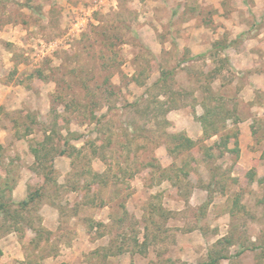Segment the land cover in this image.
Listing matches in <instances>:
<instances>
[{
    "label": "rangeland",
    "instance_id": "rangeland-1",
    "mask_svg": "<svg viewBox=\"0 0 264 264\" xmlns=\"http://www.w3.org/2000/svg\"><path fill=\"white\" fill-rule=\"evenodd\" d=\"M18 19L0 35V195L31 182L16 202H34L0 216V264H264V0H0V32ZM191 109L213 111L208 135L170 153Z\"/></svg>",
    "mask_w": 264,
    "mask_h": 264
},
{
    "label": "trees",
    "instance_id": "trees-1",
    "mask_svg": "<svg viewBox=\"0 0 264 264\" xmlns=\"http://www.w3.org/2000/svg\"><path fill=\"white\" fill-rule=\"evenodd\" d=\"M38 73H39L38 74L39 76H43V73L41 71H39ZM30 78L34 79V78H36V75H30ZM164 78L165 79L167 78L166 74H164ZM164 92H166V91H164ZM171 110H172V108H169L166 112L168 113ZM204 112L205 113L203 115L197 117V120L201 123L204 134L208 135L210 125L213 123V122H211L209 116H210V113H212L213 111L212 110L209 111V109H205ZM191 113L195 114V111H193L191 109ZM167 124L169 125V123H167ZM170 130H172V129H170ZM170 132L171 131H169V133H167V134H170L171 138H174L175 141H178V144L175 147H173V149H171L170 153H178V154L180 153L181 154V153H183L182 151L184 149L192 151L196 148V146H197L196 142L191 140L186 134L185 135L182 133H178V134L172 133L171 134ZM218 134H219V131L216 130L213 135H218ZM29 135H32L30 130H29V133L27 131V134L25 136L18 137V135H17V138L18 139H22V138L24 139V137L27 138ZM162 140H163L162 141L163 144H165L167 146L169 145L167 138L162 139ZM62 142L64 143V146H67V147L70 146L69 140L67 138L66 139L62 138ZM222 146L226 148L227 153H239L240 152V149L238 147H235V149H229L228 140H226L224 143H222ZM0 147H1V145H0ZM42 148H44V145H42ZM71 149L73 151H76V149H74V148H71ZM31 151H32L33 155L35 156L36 161H39L40 160L39 152L41 150L36 148V149H32ZM72 154H73L72 152L69 153L67 149L66 150L64 149L61 152H59L58 156H68V157L71 156L72 157ZM210 157H212V155H210ZM100 176L101 175L99 173H94L93 179L95 178L96 180H98L100 178ZM45 180H47V178H45ZM9 191H10V197H9L8 201H5V199L3 197H1V195H0V216L3 213H5L8 217L15 219L17 216L20 217V213L22 211H25L26 209H28L31 206V204H33L34 198L30 197V195H29L28 196L29 198L27 200H23L21 202H16L12 197L13 188L10 189ZM13 208H15L17 211H13ZM147 239H148V237L145 235V242L143 244H140L139 241L137 239H135V245L138 246V249H135L134 254H137V253L144 254L145 253L147 243H148ZM101 251H105L104 255L106 257L109 256L108 252L105 249H102ZM101 251H99V253H101ZM2 254H3V252L0 249V258L2 257ZM209 258H210V261L207 264H220L222 261L229 259L227 257V255H221L219 253V251H216V252H214V254H211Z\"/></svg>",
    "mask_w": 264,
    "mask_h": 264
},
{
    "label": "crops",
    "instance_id": "crops-1",
    "mask_svg": "<svg viewBox=\"0 0 264 264\" xmlns=\"http://www.w3.org/2000/svg\"><path fill=\"white\" fill-rule=\"evenodd\" d=\"M23 23L21 22V20L20 19H18V21L16 22V23H13V24H11V25H9V26H7V27H4L3 29L1 28V32H0V35H1V38H5L6 36H12L13 38H17L18 37V35H16V33H18V31L20 32L21 31V28H23L24 26L22 25ZM23 26V27H22ZM2 27V26H1ZM18 39H19V37H18ZM262 57H264V54L262 55ZM15 59V58H14ZM262 59V58H261ZM264 59V58H263ZM12 63H14V61L12 62ZM254 75V74H253ZM257 77H260V78H263L264 79V71L263 72H257L256 74H255ZM20 77V73H18V75L16 76V78L18 79ZM23 79V81H21V82H16V79H15V81H14V83L13 84H11V85H9L8 86V84L7 85H4L5 86V88H9V90H11L12 88V91H14V95H13V97L14 96H16V95H22V93L23 92H25L26 94H27V98H30V96L31 95H29L30 93H31V91H32V88L31 87H29L30 85H29V82H32V83H34L35 82V80H36V78H30V76L28 75V76H26L25 78H22ZM250 88L251 89H257V88H259L257 85H256V83H254V85H250ZM261 88V87H260ZM35 89V88H34ZM29 90H31V91H29ZM11 91V92H12ZM261 91L262 92H264V85H263V87L261 88ZM1 94V93H0ZM44 94V93H43ZM50 95L46 92L45 93V98L48 100V98L47 97H49ZM14 99H16V97H14ZM18 100V99H17ZM24 99H22V97H20V99L18 100V105H19V108H24L25 107V105H24ZM49 102V101H48ZM1 103V102H0ZM173 112H176V110H171L170 112H168V114L169 113H173ZM168 114H167V116H168ZM189 114H190V116L192 117V119L193 120H195L196 119V121H197V123H195V124H197L196 126H191V128H193L192 130H194L193 132L191 131V129H188V130H186L187 132H188V134H187V136L191 139V140H193V141H196L197 139H199V138H201V136L203 135V128H202V125H201V123L197 120V113H196V115L195 114H193V113H191V112H189ZM176 119V117H172V118H167V122L169 123V129H172V127L174 126V125H172V124H174L173 122H174V120ZM191 132V133H190ZM32 137V136H31ZM63 139H66V137H63ZM26 141V140H28V139H23V140H20V141ZM75 141H79V140H75ZM164 147H165V157H169V153H168V149H167V145H165V144H162ZM159 148H162V146H158ZM167 150V151H166ZM29 153L33 156V159H34V161L36 160L35 159V156L33 155V153H32V151L31 150H29ZM62 157H65V156H58L57 157V159L58 158H62ZM56 168V167H55ZM45 179V178H44ZM42 182H43V184H44V180H42ZM24 184L26 185V187L28 188V186H30L31 185V182L30 183H27L26 181H25V183H22V181L21 182H19L17 185H15V187L13 188V191H12V197H13V199L16 201L17 199H18V191L21 189L22 190V188L24 187ZM21 196V199H18V200H22V199H24L25 197L23 196V195H20ZM27 196V195H26ZM50 207H55V205L54 204H50ZM107 207V206H106Z\"/></svg>",
    "mask_w": 264,
    "mask_h": 264
},
{
    "label": "built area",
    "instance_id": "built-area-1",
    "mask_svg": "<svg viewBox=\"0 0 264 264\" xmlns=\"http://www.w3.org/2000/svg\"><path fill=\"white\" fill-rule=\"evenodd\" d=\"M53 44H54V43H53ZM53 44H52L53 47L56 46V45H53ZM55 44H56V43H55Z\"/></svg>",
    "mask_w": 264,
    "mask_h": 264
}]
</instances>
